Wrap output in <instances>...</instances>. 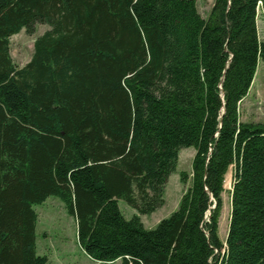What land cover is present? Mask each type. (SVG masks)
Here are the masks:
<instances>
[{"label":"trees","instance_id":"16d2710c","mask_svg":"<svg viewBox=\"0 0 264 264\" xmlns=\"http://www.w3.org/2000/svg\"><path fill=\"white\" fill-rule=\"evenodd\" d=\"M264 0H0V264H47L35 204L58 196L83 251L122 264H264ZM36 24L20 67L11 37ZM179 206L155 228L181 148ZM233 168L225 241L223 193ZM137 209L126 219L119 200Z\"/></svg>","mask_w":264,"mask_h":264},{"label":"rangeland","instance_id":"374dc122","mask_svg":"<svg viewBox=\"0 0 264 264\" xmlns=\"http://www.w3.org/2000/svg\"><path fill=\"white\" fill-rule=\"evenodd\" d=\"M196 1L200 13L204 17L207 16L214 0ZM258 28L260 39L264 40V16L261 10H259ZM48 29V25L36 24L31 31L23 29L11 37V55L18 66L22 67L31 60L36 38ZM240 111L243 121H264V64L262 62L259 63L249 94L241 103ZM195 152L194 147L180 149L177 169L170 175L165 186V204L152 214L140 215L146 228H155L162 219L177 210L181 196L187 188V185L180 179V173L191 171ZM232 182L233 168L227 174L226 191L222 196L223 207L219 222V236L223 241H225L229 226ZM119 207L126 219L139 215L138 210L123 199L119 200ZM34 209L38 214L37 252L47 257V264H122L120 259L112 262L97 261L83 251L78 242L76 219L67 211L65 204L58 196H50L45 202L35 204Z\"/></svg>","mask_w":264,"mask_h":264}]
</instances>
